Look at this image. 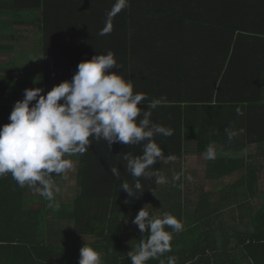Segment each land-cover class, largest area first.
<instances>
[{"label": "trees", "instance_id": "trees-1", "mask_svg": "<svg viewBox=\"0 0 264 264\" xmlns=\"http://www.w3.org/2000/svg\"><path fill=\"white\" fill-rule=\"evenodd\" d=\"M114 3L0 0V40H4L0 41V56L9 59L8 65L0 63V98L6 103L23 98L22 88L17 89L18 82L9 73L23 71L24 63L33 59L23 51L17 56V38L25 33L41 32L43 47L58 57L57 67L48 56L45 61L46 71L50 65L55 67L45 79V95L53 86L72 79L77 70L69 74L68 67L64 68L67 63L78 65L111 50L121 68L109 71L132 79L134 92L147 96L138 107L151 112L153 123L173 132L169 137L154 136L164 159L153 170L163 176L166 166L176 169L194 148L199 164L207 166L209 178L221 169L232 172L236 164L220 159L219 149L236 148V143L227 145V141L238 139L244 127L250 130L258 121L263 136L255 140H264V0H129L113 18L112 31L101 36ZM153 100L159 104L148 108ZM7 110L4 105L2 111ZM243 137L253 140L244 133ZM92 141L80 155L77 170L52 175L77 177L73 184L67 181L77 190L76 196L71 203H59L58 209L49 207L44 196L31 195L28 186L21 188L10 173L0 177V264H78L84 244L103 253V264H131L127 253L147 238V233L131 223L144 206L155 216L171 213L184 226L173 233L171 251L147 264H160L161 260L167 264L169 257L176 258L175 264H264V194L242 196L240 205L251 209L250 229L226 226L222 220L215 227L208 196H200L195 215L184 212L183 196L174 190L183 178L181 172L168 175L178 178L165 184L142 177L144 192L130 197L121 189L123 181L134 182L125 170L123 154H141L142 144L113 143L110 149L104 140ZM209 145L215 151L212 160L205 157ZM169 155L174 159L167 160ZM112 167L120 170L119 178L111 173ZM162 190L167 197L165 209L151 212ZM256 198L258 210H252ZM217 210H213L215 219L219 218ZM51 216L60 223H51ZM66 218L69 227L55 231ZM82 236L93 242L87 243ZM71 240L73 246L68 248Z\"/></svg>", "mask_w": 264, "mask_h": 264}, {"label": "clouds", "instance_id": "clouds-1", "mask_svg": "<svg viewBox=\"0 0 264 264\" xmlns=\"http://www.w3.org/2000/svg\"><path fill=\"white\" fill-rule=\"evenodd\" d=\"M128 2L115 0L99 35L112 31L113 18ZM113 68L121 66L115 53L109 50L80 62L71 80L53 86L46 95L43 88L25 89L23 99L13 106L9 123L0 127V177L10 173L21 188H34L50 202L49 207L58 209L60 205L54 193L60 188L51 179L52 175H63L71 169L73 163L65 157L83 155L94 139L106 141L110 149L113 143L142 144L141 154H123L125 170L134 181L131 185L126 180L121 184L129 197L135 192H144L142 177L155 178L158 184L166 182L158 170H153V166L164 159L161 147L153 138L156 135L169 137L173 132L150 120L151 112L138 107L147 100L146 94L134 92L133 80L122 73L110 72ZM158 104V100H153L148 108L155 109ZM205 157L215 158L211 145L206 148ZM173 159L174 156H167V160ZM110 171L120 177L117 167ZM131 223L142 234L147 233V238L141 239L127 253L131 264H147L150 259L170 252L173 233L181 232L184 227L171 213L155 216L145 206ZM175 259L169 257L167 264H175ZM78 264H103V253L84 244ZM160 264L165 261L161 260Z\"/></svg>", "mask_w": 264, "mask_h": 264}, {"label": "crops", "instance_id": "crops-1", "mask_svg": "<svg viewBox=\"0 0 264 264\" xmlns=\"http://www.w3.org/2000/svg\"><path fill=\"white\" fill-rule=\"evenodd\" d=\"M2 18L4 20H8L9 16H2ZM31 33H35L36 35L35 34L32 35ZM31 33H25V34L27 36H30L28 34H31V36H38V44H37L38 47H37V50H35L36 54L33 56L30 55V58H33L32 60L34 59L37 60V63L35 64L36 70L32 71V75H30L25 70V66H23L24 67L23 71L21 72L15 71L12 74L13 76L18 74V77L14 76L13 80L14 81L16 80L18 82L16 83L17 89L22 88L21 89L22 92H24L25 89L33 88V87H39V88L45 89L44 83H45L46 77L48 76L50 72V69L53 72L55 71V67L53 65H50V68L48 67V71H46L45 61L47 60V56L52 61H55L57 56H54L53 53L49 54L48 50L43 47V44L41 41V36H42L41 32L36 30ZM23 36L25 35L23 34ZM52 49H53V52L57 51V49L56 51H54V48ZM19 55L20 54L18 53L17 56L19 57ZM27 62H31V61L28 60ZM117 63L119 64V62ZM54 65L57 67V60L54 62ZM77 66L78 65L76 63H74L73 65H71V63H67L64 66V68L68 67V73L72 74L73 69L77 70L76 68ZM130 66H132L131 63L129 64V67ZM51 75H52L51 77L55 76V74L53 73H51ZM31 77L32 78L34 77L35 79H37L36 81H34V85L30 84L29 82L31 80ZM22 97H24V95ZM18 100H21V98H17L14 102H11V104L10 102L6 103L3 100H0V111L2 113V116L0 119H3L0 122V127L4 125L3 121L5 119L9 121V118L5 117V115H7L8 111L13 110V106L15 102ZM262 101L264 102V84L262 87ZM4 105H8L9 107V110H7L6 112L2 111V108ZM262 126L263 125H261V122L258 121L256 125L250 128V130H247L244 127V130H243L244 132L242 131L240 132V134H238L237 136L238 139L227 141V145L229 142H231V144L232 142L236 143L238 145L236 148L219 149L218 155L220 159L226 158L225 160L226 163L236 164V167L232 170V172L222 171L221 169L219 172H217V174L209 178L207 170H206L207 166L199 164L198 156L193 151L194 148L192 149V151H189L187 154H185V156L181 160V165L179 167L174 169V168H170L169 166H166L164 168L163 177H165L166 181L168 182L174 181V179L171 180L168 178V175H170L171 173L173 175L175 173H180V172L182 173L183 178L181 181H179V183L178 182L175 183L174 190L176 191L177 195L183 196L182 201H183L184 207L186 204V207L184 210L185 213L188 212V209H187L188 205L193 204L194 209L192 211H189V214L195 215L197 213L196 212L197 209L198 208L200 209V203H199L200 196L204 195V196H208V198L210 199V202L213 203L212 209L214 211L216 208L218 209L217 210L218 212V211L223 210L224 208L227 209L228 207H231L232 212H235L236 210L240 211L239 215L233 218L232 220L233 223H228L222 220L224 222L223 224H225L226 226L235 225L236 227L242 230L250 229L252 227V219L249 215L250 214L249 211H251V209L249 207L241 206L240 202H241L242 196H244L245 194H248V195L251 194V195H254L255 197H259L262 194H264V140L263 139L255 140L263 136ZM257 127H260V128H257ZM243 133L246 134V136L250 135V137L253 140L249 141L247 138L246 140H243L244 139ZM91 143H93V141H91ZM79 157H80V154H75V155L66 157L67 159H70L73 163V166L71 168L72 170H77V166L79 163ZM229 158H232V159L228 160ZM166 163H169V162H166ZM189 176L191 177V179H188ZM51 179L55 182V184L61 180L63 184H65V186L67 187V191L69 192L68 195L71 196L70 199L64 198L65 201L63 202L60 201V203L62 204L71 203L73 198L76 196L75 194L77 193V190H75L74 187L69 185L67 181L70 180L72 181L71 184H73V182L75 183V181L77 180V177L74 175H70V176L52 177ZM54 179H58V180H54ZM165 183L166 182H164L163 184ZM28 189L30 191V194L34 195V193L31 192V189L30 188ZM60 194L64 195L63 192ZM161 194L162 196L165 197L166 191L162 190ZM186 200L190 202L186 203ZM258 202H259V199L257 198L252 200L253 205H256ZM257 208H258V205H256V207L252 210H258ZM213 210H212L211 217L215 216V214H213L214 213ZM217 212L216 214H218ZM185 218H186V214L185 216H183V219ZM68 220H69L68 218L63 220V222H61L62 223L61 227L59 225H56L55 231L66 230V228L69 227V225H67L66 223L67 222L70 223ZM53 221H56L55 224L60 223V219H57L51 216L50 222L52 223ZM63 237L64 239L67 240L66 234H64ZM81 238L86 241H89V239H91V238L86 239L87 237H84V236H82ZM68 243H69L68 248L73 246L72 240ZM87 243H91V242H87Z\"/></svg>", "mask_w": 264, "mask_h": 264}, {"label": "rangeland", "instance_id": "rangeland-1", "mask_svg": "<svg viewBox=\"0 0 264 264\" xmlns=\"http://www.w3.org/2000/svg\"><path fill=\"white\" fill-rule=\"evenodd\" d=\"M9 19H10V17L8 18V20ZM31 34L33 35L35 33H31ZM31 34H28L30 36H27L26 35V36H20V37L17 38L18 41L16 43L17 44L16 48L18 50V53H20L21 51H23L25 55H28L29 54V55H32L33 56V55L36 54L35 53V50H37V47H38V45H37L38 44V36H31ZM0 41L3 42L4 40H0ZM0 63L2 65H4V66L5 65H8L9 59H8V57L5 54H1V56H0ZM36 63H37V60H35V59L32 60L31 62H25L24 63L25 64L24 65L25 66V70L27 71V73H29L30 75H32V71L36 70V66H35ZM17 67H20V66L18 65ZM0 74H3V73H0ZM10 74H13V73H9V75ZM14 76L15 77H18V74L14 75ZM31 79H32V77H31ZM29 82H30V84H33L34 85V81L33 80H31ZM0 100H5V99L4 98H1ZM73 155H75V154H73ZM201 176H202V174H201ZM170 179L173 180L174 177L173 178H170ZM56 186H58L60 188V191L58 193H55L54 194L55 200L57 202L60 203V201L61 202L65 201L64 198H68V199L71 198V196L68 195L69 192L67 191V187L65 186V184H63V182L61 180L58 183H56ZM30 189H31V192L34 193L33 196H36V197L42 196L35 189H33V188H30ZM62 192L64 193V195H61L60 194ZM166 200H167V197L162 196V198H161V196H160L159 199H158V202L156 203L157 206H154V208L152 209L151 212L162 213V211L165 209L166 203L164 201H166ZM229 208H230V210H229ZM187 209H188L187 214H189V211H192L194 209L193 208V204H189ZM138 212L136 213V215L138 214ZM217 213L220 215V217L218 219H215V218L212 217V221H213L212 223L215 225V227H217L216 224L220 220L226 221L228 223H233L232 222L233 218L237 217L239 215L240 211L236 210L235 212H232L231 211V207H228L227 209L224 208L223 210L218 211ZM88 242H91L92 243L93 242V239H90Z\"/></svg>", "mask_w": 264, "mask_h": 264}]
</instances>
